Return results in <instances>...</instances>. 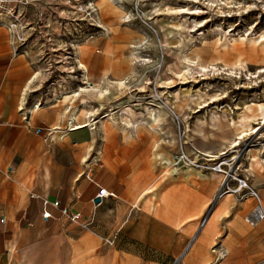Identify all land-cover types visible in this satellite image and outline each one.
Returning <instances> with one entry per match:
<instances>
[{
  "label": "crops",
  "instance_id": "crops-1",
  "mask_svg": "<svg viewBox=\"0 0 264 264\" xmlns=\"http://www.w3.org/2000/svg\"><path fill=\"white\" fill-rule=\"evenodd\" d=\"M8 38L0 28V134L9 142L14 135L27 138L25 130L31 132L15 115L16 110L20 112V89L27 81V72L17 69L20 58L8 54ZM80 51L79 57L89 61L87 80L91 84L106 73L121 77L115 63L111 61L109 67V56L98 55L91 46ZM33 92H28L26 105L37 102V95L29 97ZM65 105L68 103L61 100L46 106L31 121L34 128L59 126L61 132L68 130L65 137L58 134L49 144L44 133H35L28 140L43 139L48 148L67 147L66 160L52 154L35 160L30 155L31 145L20 138L7 144V150L20 154H14L8 164L10 192L4 198L9 205L0 212V219H5V223L0 222V264H169L179 259L182 264H215L218 252L212 249L219 245L225 252L220 264H264V221L255 227L245 221L258 205L257 199L239 201L236 194L217 198L223 176L195 167L159 176L162 169L155 160V136L163 135L139 129L127 136L114 128L104 139L98 136L93 141L88 128L68 129L69 120L62 117ZM172 136L175 134L168 137ZM176 141H161L162 151L173 157ZM100 146L99 163L89 164ZM252 160L246 176L264 207V175L263 179L257 177ZM88 173L95 183L87 178ZM97 184L115 193L116 198L97 203ZM54 202L70 214L87 218L88 229L63 216ZM44 211L55 219L46 220ZM206 214L207 222L200 227Z\"/></svg>",
  "mask_w": 264,
  "mask_h": 264
},
{
  "label": "rangeland",
  "instance_id": "rangeland-1",
  "mask_svg": "<svg viewBox=\"0 0 264 264\" xmlns=\"http://www.w3.org/2000/svg\"><path fill=\"white\" fill-rule=\"evenodd\" d=\"M100 1L101 0H97L96 5H98ZM201 1H200V4L202 5L204 4L203 6H205L206 1L205 0H201ZM239 1L240 3H238V6L241 7L240 12L236 11L238 9V6L236 4L235 6L237 7L232 8L233 12L229 14L233 16L232 22L227 21V22L220 23V21H218V19L220 20V16H221V13H219V10L217 8L213 10L214 8L211 9L206 5L205 7H207L208 13L203 15V17L204 16L206 17L207 15L206 18H208L209 21L211 20V22L210 24L204 26L205 23H200L201 25L199 23H197L196 25L193 24L195 22H193V19L189 20L190 17H188L187 19L182 18L183 14L180 16L177 15L179 14V11H181L180 7L185 6L186 3L189 2V0H144V1L143 0H122L124 10L127 12V14L129 13V16H132L131 17L132 21H134L137 24L135 25V27H133V25H130L129 29L133 31H137V33L140 35H142V30H143L142 26L144 27V29L146 28L145 30H147L146 31L147 35L144 36L145 40L142 42L143 45H142L141 52H143L144 54L150 55L151 58H153V60L157 59V55L160 57L161 56L166 57L167 60L163 62L162 64H164V68L167 74L165 75V74L160 73L161 74L160 75L158 72L159 70L158 69L156 70V67L155 68L151 67V69L149 70H147L146 68L145 77L148 76L149 79H151L150 86L146 88L147 89L146 92H140L139 90L138 92H136L137 84L139 83V80L142 79L141 77H139L140 74H142V72L140 71V68H138V70L135 71L136 78L133 77V79L130 81L128 89H122L121 91H119L118 94H116L115 97L108 99V100H104L102 102V104L104 105V110L99 109L100 110L98 111L99 116L96 115L95 117H93V119H95V122L97 121L99 122L103 114L111 112V113H114V115L117 118H119L118 119L119 123H121V118H120L121 116H119V114L122 112V109L125 104H127L125 105L126 107L134 108L137 111V113L145 112L144 110L148 105L152 106L154 104L155 108L153 106V109L155 111L162 110L161 112L165 113V115L167 114L170 115V116H166L167 123H168L167 128H166L167 134L163 136H159V137L155 136V138L159 142H161L164 138L165 143H168L173 138L177 139L176 134H178V128H181V130H184L189 127V129L188 130L186 129V130H187L188 135L190 134L189 139L191 138L190 139L191 145L198 149L196 145V143L198 142V138L194 137L192 133L193 132L192 129L198 117L203 118V119H208L211 109L213 110L223 109V110H227L228 120H230L231 122L234 121L236 123L240 120L242 112L246 109V107H248L249 105H253V104L264 103V74L261 75V78H258L259 80L253 79V78L252 80L247 79L250 77L249 73L252 74V77H253L254 75H257L259 73L260 68L264 67V57L261 56L262 57L261 58L259 56L258 61H255L254 63L250 62L249 64H247V70H244L243 67L241 69L240 68L235 69V74L233 75V77L229 76L226 70H223V69H227L223 61L213 60V51H214L216 42H219L220 44H222L224 41H226V39L232 38L231 36H233L234 38L239 37L237 36L238 33H241V35L244 34L245 36L246 33L244 30L246 29H248L249 31L247 32L248 34L247 36L249 38H252V37L256 38L260 34H264V8L259 3L260 7L253 6L251 9L252 10L251 14H249L248 10H245V8L247 6L252 5V3L255 2V0H239ZM256 1L258 2V0ZM165 4H168V6H166ZM154 5L155 6L159 5L162 7V11H160L159 14L162 13L163 16H156L158 12L155 11L156 7ZM38 10L45 11L47 16L49 17V16L54 15L53 10L55 9L54 8L50 9L45 6H39L37 8H33L32 15L37 16ZM227 10H229V8H227ZM241 16L243 18L242 26H240V28L235 26L234 27L235 31L232 33V30L234 28L231 27V23L236 24L237 20L241 18ZM214 19H217V22H215L216 24L214 23ZM186 20H187V23L185 22ZM106 21L107 20L104 19V22ZM113 23L114 25L119 24V18L115 16L112 19V24ZM181 23L184 25H181L182 29L179 30L178 26L180 27ZM33 26L36 28V34H39L40 32L48 33L52 36V39L55 41L54 43L61 41L63 42L62 43L63 45L66 44L67 46L70 45L73 39H76L74 36H76L77 38L82 37V39H84V37L87 36L88 34H92V36L89 37L86 41H83L82 43H80L81 46L78 52L84 46L85 47L91 46L94 48V52H97L98 55H103V57H105L103 50L107 46L110 38L104 35L99 36V34L93 35L95 34V32L93 31V29H91L92 27L88 26V24L86 25L84 23L80 24L79 26H81V29H78L80 30V32L75 31V26H76L75 24H72V23L65 24V23H61L60 21L53 23L51 25V28L49 29H46L44 25H42L41 22H37V21L33 22ZM193 27L194 28L196 27V28L194 29ZM0 28L3 31H6L4 27H0ZM64 28H68L70 31L66 30L67 38H63L62 40H60V38L57 37V35L60 33V30L62 31ZM220 28H222L223 30V33L221 34L218 33V30ZM236 28L240 29V31L239 30L237 31ZM121 29H120V32L121 33L124 32L122 35L125 36L126 38L122 37L119 39V36H117L118 39L115 37L113 42L116 48H119V47L121 48V52H120L121 54L124 53L125 55H128L133 49L131 47V45H133L131 34L128 33L130 30L128 29L127 26H125V24L121 25ZM123 29L124 30L127 29L126 32ZM170 31L171 33H168L170 34V40H169V43H167L165 34ZM201 33L205 34V37H204L205 39L199 38V35ZM124 34L126 35L129 34V35L126 36ZM111 35L114 36V33L111 32ZM149 44L151 45L150 47H149ZM61 45L50 47L43 38H41L40 41H32L30 38L28 39V41L24 42V47L22 48L25 49V47L28 46L27 49L29 50L30 57L34 58L36 53L41 52V51L43 53L42 57L34 58L35 60V66H34L29 56H23V55L14 56L12 54L13 53L12 46L10 44V47H9L10 52H8V54L15 58L21 59L22 63L17 66V69L26 70L27 72L26 80L30 76L34 75L35 72H37L38 67L43 70V76L39 77L37 82L34 83L33 89H39L40 87L41 88L39 89V91L29 93L30 95L29 97H33L37 95L38 97L36 98L38 99L40 97L49 98L53 94H58L57 93L59 92V89L57 87V81L59 80L58 74L54 73L49 76L48 72L47 71L45 72V70H47L50 65H53L54 67L60 65L56 61V54L62 53L61 51H58V47ZM208 51L209 52L211 51L210 54ZM187 57L189 60L193 61V63L201 59L203 60L202 62L204 64L207 62L205 65L217 64V67H220V70H218V74L217 72H214V73L209 72L208 75H202V73L197 71L193 74V77L189 79L188 83L184 85V87H188V88L191 87V89H194V90L201 89L202 91L207 92L208 95L205 98L206 104L210 103L209 101H212V99H209L211 95H216L217 96L216 98L219 100L214 102L213 104H209V106L202 108V110L200 107H197L196 109H198V111L195 113L182 110L183 111L182 113H187V119L184 120L183 117L175 119V118H172L171 113L172 111H174L176 115L180 114V110H181L179 108L180 103H176V100H177V93L179 92L180 86L182 84H180V81L179 82L177 81L176 84L178 86L175 85L176 87L174 86L173 88H170V89H165L162 87L160 88L159 86L162 85L161 83L167 82L169 77L176 78L175 73H179V71L188 63L186 59ZM196 57L198 58L197 60H196ZM173 63H175V65ZM119 65L122 66L123 73L125 72V74H129L131 72L130 65L127 62V60L122 59L119 62ZM70 75L71 74L67 76L66 74L64 80L76 81L79 83V79L75 77L71 78L69 77ZM232 80H235V81H232ZM24 84L22 86H24ZM21 89H20V92H21ZM123 102H125L124 105H123ZM89 103L92 106L89 104L90 107H87V109L91 110L92 112H95L96 111L95 109H98L100 107L99 106L100 103L93 102V101H89ZM174 105H176V109L173 108ZM203 105L204 103L202 104V106ZM66 106L67 105L63 106L64 107L63 110H65ZM93 107H95V109H93ZM15 115H16V118L20 121L21 125L24 127L22 117L18 110L15 111ZM124 120L127 122V120L129 119L126 117V119ZM258 122H260V120ZM2 124L3 122L0 120V126ZM253 126H256V125H253ZM143 129L147 130L146 128H143ZM172 131H173V134H175V137L172 136L173 138L172 137L169 138L168 136L169 134L172 133ZM25 132L27 133L26 134L27 138L26 137L21 138L17 135H14L11 139H9V142H12L14 140L18 141L19 138L22 141L27 140V143H29L32 148L30 155L32 158L34 157L33 159L35 160H38V158H41V157L45 158V156L49 154L56 156L58 159H60L63 156V159L66 160L67 155L69 153L67 147L48 148L43 139L42 141L28 140L30 139L29 138L30 135L33 136V134H35L34 131H32L31 133H28L25 130ZM9 142H8V139L6 140L5 135L0 134V144L3 143V145H1L0 147V212L6 209V207L9 205V203L6 201V198H4L6 197L7 193L10 192V188L8 184L9 183V180H8L9 179L8 177L9 160L13 157L14 154H20V152H15L14 149L7 150V144H9ZM263 143H264V126L258 133L249 134V136H246L245 138L241 139V144L237 148L233 149V150H237V153L234 152L233 150L229 152L230 150L229 148L225 150L227 151V153L223 157H225V159H229L233 155L238 156L239 163H240L238 173H239L240 178H243L244 176H246V174L249 175L248 173L249 162L251 158L258 155V151H260L259 150L260 144H263ZM178 150H179V147L175 148L174 152H177ZM187 150L190 153L193 152L191 146H188ZM232 151L234 153H232ZM220 153H222V151L218 152V154ZM259 157H260V154H259ZM256 175L259 179H263V175H261L260 172L256 171ZM214 249H212V251H214ZM32 255H37V253H33ZM218 257H219V254L216 255V258L214 260L215 264H220L221 261H223V258L218 259ZM160 260L163 261L161 257H160ZM169 264H182V262H181V259H179L176 262L169 263ZM237 264H246V263L239 262Z\"/></svg>",
  "mask_w": 264,
  "mask_h": 264
},
{
  "label": "bare ground",
  "instance_id": "bare-ground-1",
  "mask_svg": "<svg viewBox=\"0 0 264 264\" xmlns=\"http://www.w3.org/2000/svg\"><path fill=\"white\" fill-rule=\"evenodd\" d=\"M200 1L201 0H189V2L186 3L185 6L180 7L181 11H179V14H177V15L180 16L183 14L182 18L187 19L188 17H190L189 20L193 19V22H195L193 24L196 25L197 23H199V24L205 23L204 24V26H205V25L210 24V22H211V20L209 21V19L206 18L207 15H206V17L205 16L203 17V15L208 13L207 7H205L207 5L211 9L214 8L213 10H215V8H217L219 10V13H221V16H220V20L218 19V21H220V23L227 22V21L232 22L233 16H231L229 14H231L233 12L232 8L237 7L238 3H240L239 0H231V1L230 0H205L206 3H205V6H203L204 4L203 5L200 4ZM259 3L264 8V0H258V2L255 0V2H253L252 5L247 6L245 8V10H248V13L251 14L252 7L253 6L254 7H258V6L260 7ZM173 4H174V2H173ZM236 4H237V6H235ZM165 5L168 6V4H165ZM97 6L99 7L97 9L99 11L98 13H99L100 19L102 20L99 25H101L106 30L104 32V35L106 37L110 38L103 53L107 57L109 56L108 61H107L109 63V67H112L111 61L113 63H115L117 70L119 71V73H121V77L112 78L111 77L112 75L109 76L108 75L109 73L108 74L106 73L105 76L102 75L103 77H99L95 81V83H92L87 88L81 87L79 90L73 91L74 92L73 95L70 93L64 92L63 95H61L62 97H60L58 94H55L56 98H63L62 99L63 103H68V105L66 106L65 110L62 113V117L65 119L67 118V120L78 121L77 123L74 124V125H77V129H81V128L86 127V126H84L85 123H87V124L91 123V117H95L96 115L99 116L98 111L104 110V105L102 104V102L104 100H108V99L115 97L116 94H118L119 91H121L122 89H128L129 83L133 79V77L136 76L135 71L138 70V68H140V71L142 72V74H140V76L139 75L138 76L141 77L142 79H140L139 83L137 84V91L136 92H138V90L140 92H146V90H147L146 88L148 86H150L151 79H149L148 76L145 77L146 68H147V70H149V69H151V67L152 68L156 67V70L157 69L159 70L158 71L159 74L160 73L165 74V75L167 74L165 71V68H164V64H162L163 62H165L167 60L166 57L161 56L162 57L161 58L160 56L157 55V59H155L156 60L155 61V60H153V58H151L150 55L144 54L143 52H141L142 45H143L142 42L145 40L144 36L147 35V32H146L147 30H145L146 28L144 29V27L142 26V29H143L142 35H140L137 33V31H133V30L129 29L130 25H133V27H135V25H137V24L134 21H132V18H131L132 16H129V13L127 14V12L124 10L122 0H101ZM155 7H156L155 11L158 12V14L156 16H163L162 13L159 14V12L162 11V7L159 5H156ZM227 8H229V10H227ZM240 10H241V7L238 6V9L236 11L240 12ZM245 12H247V11H245ZM115 16L117 18H119V24L114 25V23L112 24V19ZM104 19H106L108 22L107 21L104 22ZM242 19L243 18L241 16V18H239L237 20L236 24L231 23V27L234 28L235 26H237L240 28V26H242V24H243ZM109 20H110V22H109ZM185 22L187 23V20ZM215 22H217V19H214V23ZM122 24H125V26H127L128 29L130 30L128 33L131 34V39H132V44H133V45H131V47L133 49H132V51L130 50L131 52L128 55H125L124 53L121 54L120 53L121 48L120 47L116 48L114 45V42H113L114 38L115 37L117 38V36H119V39L122 37H125L122 35L124 32L123 33L120 32ZM181 25H184V24L181 23L180 27L178 26L179 30L182 29ZM222 28H220L218 30L219 34L223 33ZM126 30H124V31L126 32ZM236 30L240 31V29H238V28H236ZM121 31H122V29H121ZM191 31H192V29H191ZM234 31H235V28L232 30V33ZM244 31L246 33L245 36H244V34L241 35V33H238L237 36H239V37L234 38L233 36H231L232 38L226 39V41H224L222 44H220L219 42L215 43V48L213 51V60L223 61L224 65L227 68V69H223V70H226L228 72V75L232 76V77L235 74V69H239V68L241 69L243 67L244 70H247V64H249L250 62L254 63L255 61H258L259 56L264 57V34H260L256 38H253V37L249 38L247 36L248 35L247 32H249L248 29H246ZM111 32L114 33V36L111 35ZM201 32H203V31H201ZM168 33H171V31L167 32L165 34L167 43H169V40H170V34H168ZM129 34H127V35L124 34V35L128 36ZM156 35H157V33H156ZM204 37H205L204 33H201L199 35L200 39H205ZM139 42H140V44H139ZM150 46L151 45L149 44V47ZM87 47H90V46H86V48ZM206 50H207V48H206ZM208 52H206V53H208ZM210 52H209V54H210ZM80 53H81V51H80ZM186 54H187V52H186ZM88 55L92 56L91 54H88ZM88 55H87V58H88ZM82 57H83V55H82ZM109 58H110V60H109ZM122 59L127 60V62L130 65V71L131 72L129 74H125V72L123 73L122 66H120L118 64V62H120ZM186 59H187L188 63L181 70L179 69L180 70L179 73H175L176 78L175 77H169L167 82H163V83H161L162 85L159 86L160 88L162 87L165 89H170V88H173L175 85H177L176 84L177 81L178 82L180 81V84H182V85L180 86L179 92L177 93L176 103H180L179 108L181 109L180 110L181 115L177 114V116L180 118L183 117L184 120L187 119V113H182L183 112L182 110L195 113L198 111V109H196L197 107H200L202 110V108L209 106V104H213L214 102L219 100L216 98L217 97L216 95H211V96L209 95L210 96L209 99H212V101H209L210 103L206 104L205 98L208 95L207 92L202 91L201 89H195L194 90V89H191V87H189L190 88L189 89L188 87H184V85H186L188 83L189 79L192 78L193 74L197 71L202 73V75H208L209 72H213V73L217 72V74H218V70H220V67H217V64L205 65L207 62L204 64L202 62L203 60H201V59H199L195 63H193V61L189 60L188 57ZM197 59L198 58L196 57V60ZM83 60H84V58H83ZM83 60L79 57V55H77V61H78L77 63L79 65L80 69L84 70L85 74L83 75V77H84L83 79H86L87 75H88L87 74V70H88L87 63L89 61L85 63V60L84 61ZM88 60H89V58H88ZM106 63H105V65H106ZM173 64L175 65V63H173ZM194 67H196V68H194ZM64 68L67 70L73 71L72 68H69L66 66H64ZM219 73H220V71H219ZM262 74H264V67L260 68L259 73L257 75H254L253 77H252V74L249 73L250 77L247 79L252 80V78H253V79L259 80L258 78H261ZM42 76H43V70L38 67L37 72H35L34 75L30 76L27 79V81L25 82V85L22 88L21 94H20V106L21 107L25 104L28 92L37 90V89H33L34 83H36L37 80L39 79V77H42ZM232 81H235V80H232ZM89 101L100 103L99 104L100 107L98 109H95V107H93V109L96 110L95 112L88 110L87 107H90ZM139 102H141V101H139ZM47 103H50V101H48ZM124 103L125 102H123V105H124ZM203 103H204V105L202 106ZM125 105H127V104H125ZM125 105L122 109V112L119 114V116H121L120 117L121 123H119V120H118L119 118H117L114 115V113L110 112V113L106 114V116H107L106 118L100 119L99 122L95 124L94 129L91 131L93 133V137H92L93 141H96L98 136L101 138V140L104 139L105 133L106 134L110 133L114 128H117L120 131H122L123 133H126L127 136H131L134 132L138 131L139 129L142 130L143 128H146L147 130L155 131L159 135L166 134V132H167L166 128L168 125L166 116H168V114L165 115V113L161 112L162 110L155 111L153 109V107L150 105H148L145 108V110H144L145 112L137 113V111L134 108L126 107ZM210 107H211V105H210ZM173 108L176 109V105H174ZM31 112H32V115L36 113V110L34 109V107L31 109ZM145 115H147V116H145ZM227 116H228L227 110H223V109L222 110H213V109H211L208 119H203L200 117L197 118L196 123L194 124V127L192 129V131H193L192 133H193L194 137L198 138V142L196 143L198 149L202 150L205 154L215 156V154L218 151L219 152L222 151L221 154L226 155L227 151H225V150H227L229 148H231V149L237 148L240 145L241 139L245 138L246 136H249V134L258 133L262 129V127L264 126V103L253 104V105H249L248 107H246V109L242 112L240 120L236 123L234 121L231 122L230 120H228ZM126 117L129 119V120H127V122L124 120V119H126ZM259 120H260V122H258ZM253 125H256V126H253ZM259 125H261V126L258 127ZM57 127H59V126H57ZM186 129L188 130L189 127ZM101 131H102V133H101ZM172 133H173V131H172ZM156 143H157V144H155L156 152L154 154L155 160L158 161V163L162 169V172L159 176H167V175H170L172 173H175L177 170L172 167L173 166V157L171 156L172 154L169 155L167 153H164L162 151L163 149L161 148V143H165L164 138H163L161 143L159 141ZM172 143H173V141H172ZM90 145L91 144L88 141L85 142V146H87L88 149H89ZM232 153H234V152L232 151ZM87 155L88 154H85L84 156L87 157ZM251 168L254 171L260 172L261 175H264V156L262 154H260V157L259 156L253 157V160L251 162ZM200 173H201V171H200ZM185 176H184V178H185ZM159 183H160V181H159Z\"/></svg>",
  "mask_w": 264,
  "mask_h": 264
},
{
  "label": "built area",
  "instance_id": "built-area-1",
  "mask_svg": "<svg viewBox=\"0 0 264 264\" xmlns=\"http://www.w3.org/2000/svg\"><path fill=\"white\" fill-rule=\"evenodd\" d=\"M96 1L97 0H0V27H4L8 33L13 55L29 56V50L27 49L28 46L25 47V49L22 47H24V42L28 41V39L30 38L32 41H40V39L43 38L50 47H55L63 43L61 41L54 43L55 41L48 33L40 32L39 34H36V28L33 26V22L35 21L41 22L46 29L51 28V25L53 23H56L57 21L65 24L72 23L77 26H75V31L78 32H80V30L78 29H81V26L79 25L84 23L85 25L88 24V26L92 27L91 29H93V31L95 32V34L93 35H104V32L106 30L101 25H99L101 19L98 13L99 11L97 9L98 7L96 5ZM39 6H45L50 9L54 8V15L48 17L46 12L43 10H38L37 16L32 15L33 8H37ZM66 30L68 31L69 29L64 28L62 31L60 30V33L57 35L60 40H62L63 38H67ZM91 36L92 34H88L84 37V39H82V37L77 38L76 36H74L76 39H73V41L69 45L70 47L66 44H62L61 46H59L58 51H61L62 53L56 54V61L60 65L55 67L53 65H50L48 69L45 70V72H48L49 76L54 73L58 74L59 80L57 81V87L59 89V92L57 93L60 97H62L61 95H63L64 92L73 95V91L79 90L83 84L86 88L91 85V82H88L87 78L83 79V75L85 74L84 70L80 69L77 63V55L79 53L78 49H80L81 46L80 43L86 41ZM42 56L43 53L41 51L36 53L34 58ZM29 58L32 61V64L35 66L34 58L30 56ZM64 66L72 68L73 71L65 69ZM66 74L67 76L71 74L69 76L71 78L75 77L79 79V83L76 81L64 80ZM39 89H37L36 91H39ZM62 99L63 98H56V95L53 94L49 98L40 97L36 103L32 101L31 105H26L28 102H25V104L20 107L19 110L22 120L26 125V129L29 132L34 131L37 134L44 133V139L49 144H53L57 140L56 135L58 134L60 138L65 137L68 130H66V132H61L62 129L57 126L34 128L31 123L32 117L34 115H32L31 112V109L33 107L36 110V113H38L44 107L49 106L50 104L55 105ZM48 101H50V103H47ZM153 106L154 104L152 105V107ZM106 114L107 113L103 114L101 119L106 118ZM171 114L172 118H180L174 111H172ZM97 122H95V119L91 117V123H85L84 126L86 127L84 128H88L90 131H92ZM75 123H77L76 120H69L68 129H77V125H74ZM260 126L261 125H259L258 127ZM176 137V144L178 145L177 147H179V150L173 154V168H175L176 170H181L187 167H195L205 172L222 175L224 179L220 191L217 194V198H221L226 194L238 195L239 201H243L248 197H253L257 199L258 205L251 214L245 217V221L252 227L257 226L259 223L264 221V207L261 204L260 195L257 189L250 183L249 176L240 178L238 173L240 163L237 155H233L229 159H225V157H223L224 155H222L221 153L218 154V152L215 154V156L205 154L200 149H197L196 147L191 145V140L189 139V135L186 129L181 130V128H178V134H176ZM188 146L192 147L193 152H188ZM94 150L95 148L92 149V151ZM231 150L233 149L230 148L229 152ZM259 150L260 151H258V153L264 155V143L260 144ZM233 151L237 153V150ZM94 153L95 154L91 158L89 164H91L92 162L96 165L100 161V156L102 153L101 146L99 147V150H95ZM86 176L90 181L94 182L90 173L86 174ZM232 183H236V185L233 186ZM97 186L99 187V192L96 198L100 199L101 201L110 197L116 198L115 193L107 191L105 188L100 187L98 184ZM47 203L48 202L46 201L45 204ZM53 206L55 208H61L59 202H54ZM61 213L63 216L68 217L72 222L77 223L82 228L88 229L90 223L88 222V219L84 218L80 213L70 214L68 209L65 207L61 208ZM208 216L209 214H206L202 219L200 227H203L205 225ZM43 217L48 221H52L55 219L54 215L48 211L43 212ZM0 222L5 223L4 217L0 219ZM107 242L108 244L112 245L114 243V240H107ZM214 251L218 252V259L225 256V252L221 249L220 245L216 247Z\"/></svg>",
  "mask_w": 264,
  "mask_h": 264
},
{
  "label": "water",
  "instance_id": "water-1",
  "mask_svg": "<svg viewBox=\"0 0 264 264\" xmlns=\"http://www.w3.org/2000/svg\"><path fill=\"white\" fill-rule=\"evenodd\" d=\"M101 200L100 199H97L96 202L99 203Z\"/></svg>",
  "mask_w": 264,
  "mask_h": 264
}]
</instances>
